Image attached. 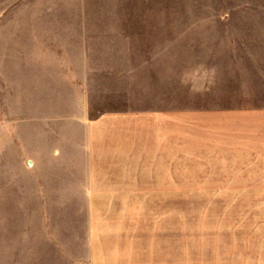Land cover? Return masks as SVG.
<instances>
[{"label":"rangeland","instance_id":"obj_1","mask_svg":"<svg viewBox=\"0 0 264 264\" xmlns=\"http://www.w3.org/2000/svg\"><path fill=\"white\" fill-rule=\"evenodd\" d=\"M257 109L264 0H0V264H264V144L188 141Z\"/></svg>","mask_w":264,"mask_h":264},{"label":"crops","instance_id":"obj_2","mask_svg":"<svg viewBox=\"0 0 264 264\" xmlns=\"http://www.w3.org/2000/svg\"><path fill=\"white\" fill-rule=\"evenodd\" d=\"M179 123V122H178ZM179 125V124H178ZM264 144V110L194 111L188 115L189 150L227 153L229 146L246 142ZM208 156L199 159H208ZM224 155L216 159L222 160ZM195 159H197L195 157Z\"/></svg>","mask_w":264,"mask_h":264}]
</instances>
